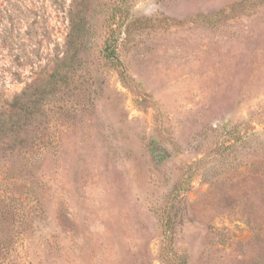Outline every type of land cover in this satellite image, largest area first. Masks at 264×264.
<instances>
[{
	"label": "rangeland",
	"instance_id": "1",
	"mask_svg": "<svg viewBox=\"0 0 264 264\" xmlns=\"http://www.w3.org/2000/svg\"><path fill=\"white\" fill-rule=\"evenodd\" d=\"M0 264H264V0H0Z\"/></svg>",
	"mask_w": 264,
	"mask_h": 264
}]
</instances>
